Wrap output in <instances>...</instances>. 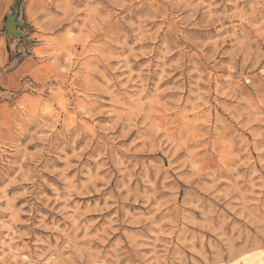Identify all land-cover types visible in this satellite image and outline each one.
Segmentation results:
<instances>
[{
    "label": "clouds",
    "instance_id": "1",
    "mask_svg": "<svg viewBox=\"0 0 264 264\" xmlns=\"http://www.w3.org/2000/svg\"><path fill=\"white\" fill-rule=\"evenodd\" d=\"M0 264H264V0H0Z\"/></svg>",
    "mask_w": 264,
    "mask_h": 264
}]
</instances>
